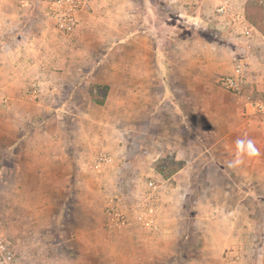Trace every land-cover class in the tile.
I'll return each instance as SVG.
<instances>
[{
    "label": "rangeland",
    "instance_id": "rangeland-1",
    "mask_svg": "<svg viewBox=\"0 0 264 264\" xmlns=\"http://www.w3.org/2000/svg\"><path fill=\"white\" fill-rule=\"evenodd\" d=\"M220 1L96 0L94 13L81 20L75 36L63 37L54 29L66 48L53 46L51 52L72 60L69 65L56 61L68 73L53 79L64 87L51 96L49 112L67 119L81 162L78 170L60 172L58 167L53 188L34 186L22 155L19 171H12L11 160L5 164L1 230L22 262L264 263V132L242 97L221 83L241 57L250 85L260 84L251 69L259 59L237 54L234 39L241 34L231 15L244 13L264 33V0H247L242 13L230 0L231 10L219 19ZM191 34L192 47L187 42ZM240 43L248 45L243 37ZM189 53L197 62L188 81L183 72ZM157 56L163 77L157 76ZM170 70L174 74L168 76ZM93 83L109 88L96 109L85 103H94L89 96ZM188 83L195 88L189 93ZM163 84L168 93H160ZM33 111L28 105L13 110L20 122ZM99 150L112 159L95 167ZM149 180L157 183L151 195ZM109 198L130 216L125 227L106 223ZM142 205L156 208V231L134 219ZM205 254L210 260L203 259Z\"/></svg>",
    "mask_w": 264,
    "mask_h": 264
},
{
    "label": "crops",
    "instance_id": "crops-1",
    "mask_svg": "<svg viewBox=\"0 0 264 264\" xmlns=\"http://www.w3.org/2000/svg\"><path fill=\"white\" fill-rule=\"evenodd\" d=\"M246 2L247 0H233L235 7L241 13L245 11ZM96 4L97 2L89 12L83 15L82 20L91 17ZM242 16L244 17L245 14L242 13ZM192 18L198 19V16ZM196 22L197 20L194 23ZM247 23L253 28L248 45L241 44L242 36L235 35L234 46L237 54L239 51H244V55L248 59L253 56L259 59L256 64L251 66V69L256 70L253 74L260 83L255 82L257 88L264 90V73L261 72V63L264 61L262 25L258 21L256 24L248 21ZM54 29L40 5V0H0V174H2L0 182L2 184H4V174L7 173L5 164L9 160L12 161V171H19L20 167L24 165L19 161L20 155L27 158L26 171L29 174H34L33 181L36 187L53 188V173L58 172V167H60V172L64 168L70 169V167L79 169L81 151L77 146L78 140L76 141L69 132L67 119L52 117L49 112L54 104L51 96L54 92L60 91L58 87L61 89L64 87L61 83L56 84L53 79L54 77L65 78L68 73V67L65 68L61 64L58 66L56 61L67 65L72 60L67 56L51 52L53 46L66 48V45H62L54 37L56 35ZM194 41L192 34L190 37L187 36V42L189 45L191 44V47ZM196 60V57L190 56L189 53L188 70L183 72V75L188 77V81L190 77H194ZM156 62L157 76L163 77L165 70L162 60L158 56ZM173 74L174 70H170L168 76ZM32 83L38 84L39 92L35 97L25 95L26 89ZM190 88L188 83V93L195 90L194 87L191 90ZM182 90L172 88L173 92ZM164 92L168 93V90L163 84L160 93ZM89 101H85L89 108L96 109L101 106L95 103L93 105ZM82 104L78 100L74 101L76 108L81 107ZM22 105L34 108L33 114L24 122H20L13 112L16 107ZM41 109L44 112L41 113ZM26 123H28V128L25 126L21 128ZM25 132L27 133L24 134ZM25 150L27 153L23 155ZM13 182L15 181L13 180ZM233 213L235 212L231 211L228 215H233ZM228 215L226 214L225 217L231 221V216ZM239 230L243 231L242 228ZM205 249H207L206 253L211 251L210 247ZM211 257V255L205 254L203 259L206 261ZM240 257H242L241 253Z\"/></svg>",
    "mask_w": 264,
    "mask_h": 264
},
{
    "label": "built area",
    "instance_id": "built-area-1",
    "mask_svg": "<svg viewBox=\"0 0 264 264\" xmlns=\"http://www.w3.org/2000/svg\"><path fill=\"white\" fill-rule=\"evenodd\" d=\"M96 0H40L44 13L52 21L55 30L63 37H73L77 34L83 15L89 12ZM113 2V0H107ZM230 0H221L216 7L220 16H226L230 9ZM234 24L248 42L252 36L253 28L248 25L246 19L239 14H232ZM221 83L229 92L241 96L244 100L247 112L254 114L264 132V90L250 85L247 66L243 58H236L232 72L221 79ZM38 84L32 83L27 89V96L35 97L38 94ZM110 154L105 150L96 152L93 164L95 167L107 165L111 162ZM157 183L149 180L147 189L149 194L155 192ZM116 198L107 199L105 205V220L113 229H120L129 223L130 216L117 203ZM134 219L142 227L156 231L158 218L156 208L142 205L134 212ZM0 264H25L18 256L13 241L1 230L0 221ZM264 264V263H262Z\"/></svg>",
    "mask_w": 264,
    "mask_h": 264
},
{
    "label": "trees",
    "instance_id": "trees-1",
    "mask_svg": "<svg viewBox=\"0 0 264 264\" xmlns=\"http://www.w3.org/2000/svg\"><path fill=\"white\" fill-rule=\"evenodd\" d=\"M258 8H260V7H258ZM253 22H254V24H256L255 21H253ZM108 89L109 88L107 85L93 83V84H91V86L89 88V96L95 104L102 105L105 102V97H106V94L108 92Z\"/></svg>",
    "mask_w": 264,
    "mask_h": 264
}]
</instances>
